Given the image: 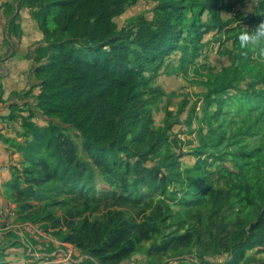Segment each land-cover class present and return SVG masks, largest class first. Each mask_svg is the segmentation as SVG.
I'll list each match as a JSON object with an SVG mask.
<instances>
[{"label":"trees","instance_id":"trees-1","mask_svg":"<svg viewBox=\"0 0 264 264\" xmlns=\"http://www.w3.org/2000/svg\"><path fill=\"white\" fill-rule=\"evenodd\" d=\"M139 1L21 0L43 40L37 111L22 119L6 185L16 219L71 245L80 264H264V56L221 21L233 1L144 0L152 19L119 30L115 19ZM256 7L243 21L253 30L264 0ZM223 28L229 64L207 84L204 103L217 108L200 120L188 165L174 123L155 124L150 74L177 53L186 70L203 35Z\"/></svg>","mask_w":264,"mask_h":264},{"label":"crops","instance_id":"crops-1","mask_svg":"<svg viewBox=\"0 0 264 264\" xmlns=\"http://www.w3.org/2000/svg\"><path fill=\"white\" fill-rule=\"evenodd\" d=\"M20 2L0 0V209L8 212L6 227L0 229V264H32L28 260L30 247L37 254H50L58 248V243H52L54 238L41 227L36 233L18 227L21 223L16 219V204L6 193L11 167L20 160L14 145L23 141L20 136L22 119L37 111L36 97L40 91L35 78V59L43 35L30 11ZM32 122L43 126L46 121L36 116ZM70 247L73 250L72 264H80L83 256ZM124 264L145 263L134 257Z\"/></svg>","mask_w":264,"mask_h":264},{"label":"rangeland","instance_id":"rangeland-1","mask_svg":"<svg viewBox=\"0 0 264 264\" xmlns=\"http://www.w3.org/2000/svg\"><path fill=\"white\" fill-rule=\"evenodd\" d=\"M230 1L236 4L232 5L231 12L221 13V21L232 19L233 24L228 29L238 28L235 31H238L239 37L240 31L255 28L254 25L246 26L243 21L248 20L253 15L259 0ZM153 7L152 2L139 1L135 6L129 8L125 14L115 19L118 29L130 26L140 16L151 20L154 14ZM203 19L205 20L207 17L204 16ZM225 31L226 28H223L221 33L214 31L203 35L199 42L203 50L201 56L194 63L192 59H188L186 70L180 69L181 65L178 57H181V55L177 53L159 72L150 74L153 77V88L158 89L160 92L159 97L152 105L155 124L157 127L162 126L166 119L174 123L171 133L181 141L184 155L182 161L188 165L192 164L194 160L190 153L199 146L200 141L196 131L200 126V120L205 119L210 111H215L217 108L216 104L208 106L204 103L203 95L209 89L207 84L212 83L220 75L221 70L229 64V59L224 55L225 51L232 49V42L228 44L223 42L227 37ZM190 51L193 52V49L191 48ZM256 58V55H254L253 59ZM260 62L264 68V60H260ZM259 89H261L260 86ZM189 117L195 120L191 126L186 124ZM53 240L59 241L56 238ZM84 258L86 256H83L82 259ZM139 259L141 260V258ZM180 259L185 261L181 263ZM193 262L196 261L192 259V256H183L169 258L162 264H193Z\"/></svg>","mask_w":264,"mask_h":264},{"label":"built area","instance_id":"built-area-1","mask_svg":"<svg viewBox=\"0 0 264 264\" xmlns=\"http://www.w3.org/2000/svg\"><path fill=\"white\" fill-rule=\"evenodd\" d=\"M8 212L0 209V229H4L6 227ZM21 230H29L33 233L38 232V226L30 224V223H21L18 226ZM54 244L58 245L53 252L50 254H37L33 252L32 249L29 248L28 256L30 259L29 262L32 264H72L73 263V250L66 243H62L60 241H54Z\"/></svg>","mask_w":264,"mask_h":264},{"label":"clouds","instance_id":"clouds-1","mask_svg":"<svg viewBox=\"0 0 264 264\" xmlns=\"http://www.w3.org/2000/svg\"><path fill=\"white\" fill-rule=\"evenodd\" d=\"M238 41L242 50L258 48L260 55L264 56V23L253 31L243 30L238 37Z\"/></svg>","mask_w":264,"mask_h":264},{"label":"water","instance_id":"water-1","mask_svg":"<svg viewBox=\"0 0 264 264\" xmlns=\"http://www.w3.org/2000/svg\"><path fill=\"white\" fill-rule=\"evenodd\" d=\"M0 129H2V127H0ZM21 130V127H19V131Z\"/></svg>","mask_w":264,"mask_h":264}]
</instances>
